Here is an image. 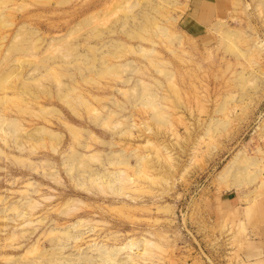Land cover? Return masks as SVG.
<instances>
[{
    "label": "rangeland",
    "instance_id": "rangeland-1",
    "mask_svg": "<svg viewBox=\"0 0 264 264\" xmlns=\"http://www.w3.org/2000/svg\"><path fill=\"white\" fill-rule=\"evenodd\" d=\"M0 264H264V0H0Z\"/></svg>",
    "mask_w": 264,
    "mask_h": 264
}]
</instances>
